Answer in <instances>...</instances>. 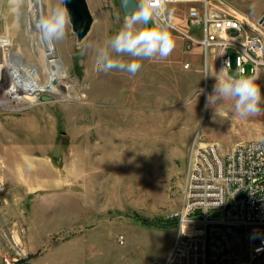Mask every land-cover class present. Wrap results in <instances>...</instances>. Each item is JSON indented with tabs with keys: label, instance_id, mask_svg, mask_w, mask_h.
I'll return each instance as SVG.
<instances>
[{
	"label": "rangeland",
	"instance_id": "1",
	"mask_svg": "<svg viewBox=\"0 0 264 264\" xmlns=\"http://www.w3.org/2000/svg\"><path fill=\"white\" fill-rule=\"evenodd\" d=\"M87 1L88 33L79 38L70 22L55 43L52 58L68 78L66 87L53 79L62 93L0 104V264H173L175 212L194 146L215 142L225 151L237 140L264 139V102L247 118L236 114L234 98L207 103L216 76H227L214 50L187 45L189 36L202 38L188 11H202L203 0L168 4L175 48L166 59L141 60L135 75L97 71L96 48L127 15L119 0ZM210 1L249 21L264 18V0ZM58 3L44 1L35 25ZM35 25L28 27V0H0V65L19 49L24 62H38L39 41L45 46ZM4 66L0 97L11 85ZM35 78L46 85L49 74L39 66ZM257 83L264 95V67Z\"/></svg>",
	"mask_w": 264,
	"mask_h": 264
},
{
	"label": "built area",
	"instance_id": "2",
	"mask_svg": "<svg viewBox=\"0 0 264 264\" xmlns=\"http://www.w3.org/2000/svg\"><path fill=\"white\" fill-rule=\"evenodd\" d=\"M203 2L202 11L195 5L188 11L190 24L202 26V38L189 36L187 45L197 42L207 52L214 50L222 67L227 60L228 77H235L230 69L259 76L264 67V18L249 21L210 0ZM175 215L178 234L168 263L264 264V140L236 142L225 151L215 142L195 145L184 200ZM238 239L241 252L234 246ZM5 262L10 264L7 258Z\"/></svg>",
	"mask_w": 264,
	"mask_h": 264
},
{
	"label": "clouds",
	"instance_id": "3",
	"mask_svg": "<svg viewBox=\"0 0 264 264\" xmlns=\"http://www.w3.org/2000/svg\"><path fill=\"white\" fill-rule=\"evenodd\" d=\"M169 0H138L136 8L128 14L119 31L95 50L97 71L109 72L113 69L127 71L135 75L141 68L143 59H166L175 48V39L170 31L171 25L167 10ZM64 0L53 7L36 22V30L41 39L50 47L66 36L70 24V14L63 6ZM115 53V56L113 55ZM127 55L132 59H120ZM228 61H224V72ZM208 76V75H205ZM258 75H238L226 78L216 76L213 93L207 98L208 104L218 100L234 98L235 111L241 118L256 115L262 111L264 102Z\"/></svg>",
	"mask_w": 264,
	"mask_h": 264
},
{
	"label": "bare ground",
	"instance_id": "4",
	"mask_svg": "<svg viewBox=\"0 0 264 264\" xmlns=\"http://www.w3.org/2000/svg\"><path fill=\"white\" fill-rule=\"evenodd\" d=\"M44 1L47 2V0H28V27L35 25L34 22L36 21L37 13ZM43 15L45 14L41 13L40 17ZM43 44L45 49L43 48L42 43L39 41L42 54L39 57L38 62H31L30 64L24 62V52H22L20 49L16 52H11V58L9 57L10 60L9 58L7 59L5 66V57L3 58V62L0 65V70L3 68V66L5 67L6 71L11 77V85L7 87L6 93L0 97V104L6 103L9 99L28 98L33 100L41 91H48L57 94L62 93L61 89L53 83V79L59 78L62 80V84L66 87L65 82L68 79L66 67L60 58H52L56 57L55 43L51 47L45 41H43ZM39 45L37 42L36 46ZM19 53H21V56ZM39 66H41L43 70L49 74V81L46 85H41L35 78ZM224 74L226 75L225 71Z\"/></svg>",
	"mask_w": 264,
	"mask_h": 264
},
{
	"label": "water",
	"instance_id": "5",
	"mask_svg": "<svg viewBox=\"0 0 264 264\" xmlns=\"http://www.w3.org/2000/svg\"><path fill=\"white\" fill-rule=\"evenodd\" d=\"M125 15L130 14L137 6L138 0H119ZM65 7L70 14L73 31L79 38L84 37L91 28L93 14L87 0H64ZM44 99L51 96L43 94Z\"/></svg>",
	"mask_w": 264,
	"mask_h": 264
},
{
	"label": "crops",
	"instance_id": "6",
	"mask_svg": "<svg viewBox=\"0 0 264 264\" xmlns=\"http://www.w3.org/2000/svg\"><path fill=\"white\" fill-rule=\"evenodd\" d=\"M263 74V68H262V72H261V74L260 75H262ZM263 124H264V122H263ZM252 140H264V139H252ZM240 141H244V140H237V141H235V142H233V144L232 145H234L236 142H240ZM245 141H247V140H245ZM173 246V245H172ZM172 248V247H171ZM171 250V249H170Z\"/></svg>",
	"mask_w": 264,
	"mask_h": 264
}]
</instances>
